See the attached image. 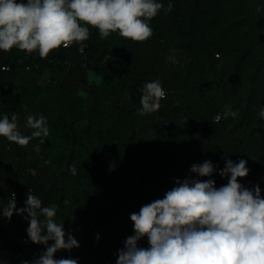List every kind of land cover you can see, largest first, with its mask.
Here are the masks:
<instances>
[{
	"label": "trees",
	"instance_id": "trees-1",
	"mask_svg": "<svg viewBox=\"0 0 264 264\" xmlns=\"http://www.w3.org/2000/svg\"><path fill=\"white\" fill-rule=\"evenodd\" d=\"M157 2L166 8L169 0ZM171 2V12L150 21L145 42L90 29L88 40L47 58L0 50V118L16 113L30 135L28 115L42 114L50 131L26 147L0 137V207L13 192L17 208L28 192L55 206L56 222L80 245L57 259L116 264L134 234L130 214L206 160L219 164L216 187L228 181L219 175L226 160H246L249 175L239 182L264 197V0ZM155 80L167 96L158 111L138 115L143 86ZM229 105L236 118L224 117ZM28 226L22 215L0 214V264H31L45 250ZM138 243L149 246L147 237Z\"/></svg>",
	"mask_w": 264,
	"mask_h": 264
},
{
	"label": "clouds",
	"instance_id": "clouds-1",
	"mask_svg": "<svg viewBox=\"0 0 264 264\" xmlns=\"http://www.w3.org/2000/svg\"><path fill=\"white\" fill-rule=\"evenodd\" d=\"M172 8L171 0L166 8L157 0H0V50L15 47L47 58L61 45L68 48L88 40L90 29L98 30L101 39L118 34L145 42L153 35L150 21L161 10L168 14ZM165 96L159 80L146 83L138 115L158 111ZM223 115L236 118L238 111L229 105ZM258 115L264 118V109ZM17 120L16 113L11 118L3 115L0 137L21 147L33 138L45 143L50 131L42 114L28 115L25 127L32 129L30 135L21 133ZM35 150L39 152L38 147ZM190 170L198 177H211L216 168L206 160ZM70 171L76 174L74 166ZM249 171L246 160L234 163L229 159L219 171L221 177H228L220 187L212 179H177L162 199L130 214L134 234L126 238L116 264H264V197L258 185L250 190L239 182ZM14 213L28 219L31 242L45 246L31 264H78L77 259L55 258L58 251L80 247L64 224L56 222L55 206H43L38 196L28 192L25 206L17 208L13 192L0 214L11 219ZM145 237L149 246L140 247L138 242Z\"/></svg>",
	"mask_w": 264,
	"mask_h": 264
},
{
	"label": "built area",
	"instance_id": "built-area-1",
	"mask_svg": "<svg viewBox=\"0 0 264 264\" xmlns=\"http://www.w3.org/2000/svg\"><path fill=\"white\" fill-rule=\"evenodd\" d=\"M218 56V55H217ZM5 68H7L8 69V67L7 66H2V69H4L5 70ZM165 91V90H164ZM165 93H166V96H167V92L165 91ZM165 96V97H166ZM221 119V115H220V113H218V114H216L215 116H214V120L215 121H219ZM214 165V167L216 168V170L219 168V164L218 163H214L213 164ZM216 172V171H215ZM214 172V173H215ZM213 173V174H214ZM190 178H192V179H201V180H208V179H212L213 180V175L211 176V177H198L197 176V174H194L193 176H191Z\"/></svg>",
	"mask_w": 264,
	"mask_h": 264
},
{
	"label": "rangeland",
	"instance_id": "rangeland-1",
	"mask_svg": "<svg viewBox=\"0 0 264 264\" xmlns=\"http://www.w3.org/2000/svg\"><path fill=\"white\" fill-rule=\"evenodd\" d=\"M90 77H91V79H94V80L98 81L97 76H95L93 73H90Z\"/></svg>",
	"mask_w": 264,
	"mask_h": 264
}]
</instances>
